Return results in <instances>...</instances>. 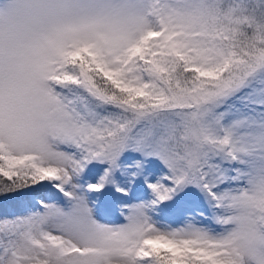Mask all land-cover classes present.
Instances as JSON below:
<instances>
[{
    "label": "snow or ice",
    "instance_id": "snow-or-ice-1",
    "mask_svg": "<svg viewBox=\"0 0 264 264\" xmlns=\"http://www.w3.org/2000/svg\"><path fill=\"white\" fill-rule=\"evenodd\" d=\"M0 264H264V0H0Z\"/></svg>",
    "mask_w": 264,
    "mask_h": 264
}]
</instances>
